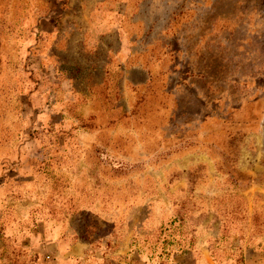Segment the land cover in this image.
<instances>
[{"label": "rangeland", "instance_id": "374dc122", "mask_svg": "<svg viewBox=\"0 0 264 264\" xmlns=\"http://www.w3.org/2000/svg\"><path fill=\"white\" fill-rule=\"evenodd\" d=\"M55 1L0 0V264H50L72 235L144 264H264V0H144L128 98L117 60L82 68L83 3L51 20ZM57 25L73 46L35 71Z\"/></svg>", "mask_w": 264, "mask_h": 264}, {"label": "crops", "instance_id": "0c3cea01", "mask_svg": "<svg viewBox=\"0 0 264 264\" xmlns=\"http://www.w3.org/2000/svg\"><path fill=\"white\" fill-rule=\"evenodd\" d=\"M143 1L144 0H62V12H60L59 6H57L58 8L53 6V8L50 9L51 20L55 19L54 15L58 16L59 13H65L66 11L67 13L65 17L70 20L72 19L71 14L73 13V11L70 10L72 9L70 3H83V11L87 16L85 25L79 24V20L84 17L82 12V15L78 14V17H74L78 19V21L74 22L71 26L74 31H78V34L80 33L79 35L84 36L82 48L83 50H86L88 54L81 56L82 68L88 69L92 65L93 68H96V66H98L96 53L97 51L104 52L105 60L102 64H100L103 69L102 73L104 76L102 79L104 81L111 63L114 60H117L119 63V89L126 98L130 97L132 94L134 95V93L144 87L148 79L146 69L140 61H137L136 58H134L135 41L130 30L131 27H135L134 25L137 20L136 15H138V12L134 11V8L140 5ZM55 2L59 3L60 0H56ZM75 8L78 9V7ZM54 9L55 11H52ZM42 17L49 18V13ZM126 19H128V21H126ZM66 27L68 26L63 25L60 27L57 25L55 28H50V34L47 36V42L45 45H42V47H46L45 54L38 52V54L29 58L31 62H34L33 69L35 71L38 69L41 70L42 63H44L43 61H46V59L58 60L54 56V51H67L73 46V43H71V40L69 39L70 36L64 41L61 40V38H63L61 36L62 34L76 33L66 30ZM37 29L38 28H36L35 31L36 35L39 33ZM40 29L42 33L45 34V30L41 27ZM107 39L117 41V54L115 52H111L106 41ZM37 44L39 43H37L36 40L33 44L29 46L27 45L26 48L29 49L31 46H35ZM106 50L107 52H105ZM69 80L70 78H67V81ZM91 83L93 82L91 81ZM105 240H108V238H105ZM122 243H125V241ZM92 244L93 243L90 241H84L80 237L72 235L67 240L60 242V247H58V245L57 247H54L52 254H42L48 255L46 259L51 260L50 264H144L135 258L136 250H132L131 244L129 245V251L125 254H118L119 250L122 248L119 245L110 252L107 250L99 252L92 247ZM79 247H81L80 250ZM37 264H43V259L40 261L38 259Z\"/></svg>", "mask_w": 264, "mask_h": 264}, {"label": "trees", "instance_id": "16d2710c", "mask_svg": "<svg viewBox=\"0 0 264 264\" xmlns=\"http://www.w3.org/2000/svg\"><path fill=\"white\" fill-rule=\"evenodd\" d=\"M131 246L134 247V246L132 245V243H131ZM132 250H134V249L132 248Z\"/></svg>", "mask_w": 264, "mask_h": 264}]
</instances>
